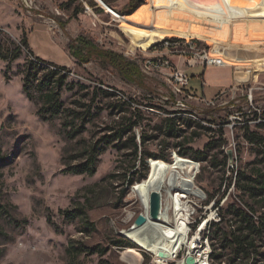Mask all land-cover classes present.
I'll return each instance as SVG.
<instances>
[{"label":"rangeland","instance_id":"rangeland-1","mask_svg":"<svg viewBox=\"0 0 264 264\" xmlns=\"http://www.w3.org/2000/svg\"><path fill=\"white\" fill-rule=\"evenodd\" d=\"M93 1L102 8L100 0ZM129 1L115 0L113 5L121 10ZM218 1L225 0H144L134 13L122 15L113 8L112 12L92 7L90 0H36L38 9L31 13L20 0H0V52L6 54L9 49L22 46L18 59L9 62L0 57V264H71L66 248L73 240L83 247L108 250L104 256L82 254L74 264H101V260L111 264H158L154 248L143 245L132 232L144 225L147 233L168 251L166 258L173 256L174 243V235L167 230L172 233L178 225L183 229L185 244L173 256L180 261L169 264H185L187 246L194 239H200L203 264H264V194L250 197L234 185L237 173L264 170V143L250 140L252 133L264 138V121L253 122L258 111L264 119V84H245L235 87V91L234 87L227 88L213 105L201 98H188V89L174 96L173 85L163 72L144 67L148 59L168 58L174 66L180 63L179 67L192 78L195 72L185 59L193 55L191 51H210L221 36L225 37L222 43L235 45L231 43L237 42L233 38L235 31L229 28L232 19L220 17ZM241 1L247 4L249 0ZM82 7L84 10L80 11ZM48 18H54L56 25L50 26ZM79 35L134 62L140 81L128 80L119 67L94 56L86 62L78 60L71 53L70 44ZM249 36L245 35L241 43L254 44ZM25 40L27 47L22 45ZM165 40L170 42L168 46ZM35 57L68 71L67 82L75 86L60 92L66 108L81 112L91 108L86 127L77 136L65 132L61 115L43 120L37 114L43 104L37 80L44 71L36 72L34 83L29 86L30 97L23 89L25 65ZM196 64L206 66L201 60H196ZM249 88L252 102L246 95ZM173 112L180 117L178 138L165 135V118ZM118 119L126 124L136 123L133 132L139 150L170 158V162L159 161L162 168L176 167L167 176L171 184L186 180L192 183L194 195L188 199L179 201L182 190L174 192L175 208L179 210H171L167 223L150 220L139 226L134 224L142 206L133 188L143 180L128 186V178L140 175L143 161L130 176L133 147L127 138L132 133L124 137L122 149L114 143L102 151L93 175L65 170L79 163L86 147ZM142 136L147 139L145 144ZM210 142L212 164L177 153L189 146L203 150ZM151 159L146 160L150 174L155 164ZM234 206L249 212V206L253 207L251 214L261 230L251 234V258L235 261L231 237L239 231L238 221L230 214ZM76 207L85 208L95 223L96 230L91 234L81 232L79 220L69 221L60 212ZM181 216L187 217L186 221L180 219L178 224ZM217 222L220 223L215 226ZM122 238L131 240L136 247L113 245ZM180 243H175L174 249L181 247ZM213 247L219 259L211 258Z\"/></svg>","mask_w":264,"mask_h":264},{"label":"trees","instance_id":"trees-1","mask_svg":"<svg viewBox=\"0 0 264 264\" xmlns=\"http://www.w3.org/2000/svg\"><path fill=\"white\" fill-rule=\"evenodd\" d=\"M111 8L116 10L113 5L115 0H104ZM144 3V0H130L121 10H116L120 12L122 15H130L136 11V9ZM90 5L97 9L102 10L98 4L90 0ZM84 10V7L81 8L80 11ZM22 45L27 47L26 40ZM21 47L17 46L13 49H9L6 54H2L0 52V57L12 62L19 58L21 54ZM70 51L78 60L80 61H88L90 57L94 56L99 58L106 63H110L115 67H119L124 76L132 81L138 83L140 81V74L137 65L123 57L122 55L105 48L98 47L92 40L88 39L84 35H79L76 38L72 39L70 44ZM31 53V52H30ZM10 63H8V67ZM44 71V74L41 78L37 80V84L40 85V91L43 98V104L38 108L37 114L43 120H51L53 118L61 115L63 117L62 126L65 132L70 136H77L82 133L83 129L86 127L88 117L91 115V108H87L86 112H81L76 109L66 108L65 104L61 100V94L63 88L73 89L75 84L68 83V71L65 67L54 66L51 63L45 62L40 58H32L28 60L24 69L23 76V89L27 93L28 97L31 96L29 86L32 85L35 81L36 72ZM170 116L165 118V135L168 138H178L180 137L179 129H178V121L180 117H177L176 113H170ZM189 122H193L191 119H188ZM263 122V121H262ZM194 123V122H193ZM136 123L126 124L120 121L116 122V124L112 127H108L106 129V133L103 134L100 138H98L93 144L86 147L84 153L81 154V161L77 164L69 165L65 168L66 171L74 174H88L93 175L96 172V166L102 151L111 145L116 143V147L122 149L123 139L128 133H132L130 137L127 138L128 145L133 147L132 157V165L129 170L130 176L134 175L132 170L135 167H139V163L143 161V168L140 175L136 178H128V186L133 185L136 182L142 181L148 178L150 174V166L147 167L146 160L148 158H152V160H163L166 162H170V158L168 156L156 154V153H148L145 150H139V145L137 143V136L133 132ZM146 137L142 136V143H146ZM250 140L253 142L259 141L260 143H264V138L259 137L257 134H250ZM191 140L188 141L190 143ZM213 145V142H210L206 145L203 150H195L190 146L185 148V150H178L177 153L181 157L190 158L194 161L199 162H207L212 164L214 157L210 154L208 150ZM179 147V146H178ZM227 157V156H226ZM74 159H78L75 157ZM138 163V164H137ZM137 165V166H136ZM153 167V164H152ZM234 185L238 186L243 192L248 193L250 197H258L264 194V170L262 168H258L255 170L253 174H247L244 172H239L234 177ZM212 200V196L209 198V201ZM219 203V201L217 202ZM1 207V203H0ZM217 210H220V207L217 206ZM249 210L253 213V207L249 206ZM61 214L65 217V219L69 221L79 220L82 224L81 232L86 233L87 235L91 234L96 230L95 223L90 219V216L85 208L76 207L73 209H67L60 211ZM248 210L234 206L232 211L230 212L232 219L237 220V230L239 231L237 235L233 234L232 241L234 242L235 252H234V261L236 258H251V251L254 248L253 241L254 238L251 235L255 230L261 231L255 224V220L253 215ZM49 219V218H48ZM221 220H223L221 218ZM51 223L52 221L49 220ZM220 222L215 223V226H218ZM264 228V224L261 225ZM217 228V227H216ZM225 235V232L220 230ZM209 239L210 237L207 236ZM113 245L118 247H126V248H135L136 245L131 242V240H127L122 238L113 242ZM215 247H213L211 258L219 259L218 256L214 254ZM106 248H99L98 246L87 248L83 247L82 244H79L78 240L71 241L70 244L67 245L66 252L73 261L71 264H74V261L82 254H99L100 256H104L107 253ZM180 259H176L174 263H179ZM101 264H111L107 260H101ZM222 264V263H221ZM245 264V263H243Z\"/></svg>","mask_w":264,"mask_h":264},{"label":"bare ground","instance_id":"bare-ground-1","mask_svg":"<svg viewBox=\"0 0 264 264\" xmlns=\"http://www.w3.org/2000/svg\"><path fill=\"white\" fill-rule=\"evenodd\" d=\"M216 8L218 9V13L220 14V17H223L225 19L231 18L232 21H230L229 28L234 32L235 36H233L234 40L244 39L245 35H247L249 32H264V0H249L247 4L242 3L241 0H225V1H218ZM212 9V8H211ZM207 17V16H206ZM233 17V18H232ZM208 19V18H207ZM220 18V22H221ZM230 19V20H231ZM207 21V20H206ZM199 27V26H198ZM203 31V30H202ZM232 31V33H233ZM233 34V35H234ZM229 35V33L227 34ZM225 37L221 36L218 37L217 43L214 45L213 49H211L212 55L217 56H227L228 50H229V44H225L221 42V39H224ZM185 39V38H184ZM190 40V39H188ZM243 50V49H241ZM245 54L241 55L244 56ZM240 55H233V60L235 59H241ZM245 58V57H244ZM248 60L252 61L254 58H257L258 60H263L261 56H247ZM162 162L159 161V159L155 160V164L152 170L151 175L143 180L141 183L137 184L133 188L134 195L140 200L141 206H142V215L145 216V221H152L153 219L150 217V200H151V194L153 192H160L162 194V200H163V211L161 218L158 220L163 221L164 223H167L170 221V212L173 210V212L179 209L175 208V202L177 200H174V192L182 190L180 194H178V200H186L191 195H194L193 189H192V183L190 181H181L178 184H171V182L168 181L167 176L172 172L176 167L168 166L165 168H162L161 166ZM183 180V179H182ZM177 204V203H176ZM167 214V217H165ZM180 214V213H179ZM180 216V215H179ZM187 218V217H186ZM186 218L182 216L178 219H182L183 221H186ZM183 223V222H182ZM186 223V222H185ZM147 224V223H146ZM141 225V224H140ZM184 225V224H183ZM137 226V225H136ZM139 226V225H138ZM181 226V225H180ZM174 233L167 230V233L174 235V243L172 245L173 249V256L174 254H178L180 249L184 246V240H182V233L183 229H179L178 226H174ZM136 229V230H135ZM132 230L134 235L139 238L143 245L147 247L154 248V253L156 254V263L158 264H169L170 261H175L176 258H166L167 252L163 249V245L159 243V240L156 238H153L151 234L147 233L148 227L146 225L142 226L141 228H135ZM199 232V231H198ZM166 233V234H167ZM181 242V243H180ZM175 243H180L181 247L175 248ZM200 239L199 241L196 239L192 240L189 247L188 255L192 256V258L195 260L194 264H203L201 263L203 251L200 248ZM202 247V246H201ZM168 249V248H167ZM172 249L169 250L172 251ZM198 253H195L196 250H198ZM153 252V251H152ZM172 254V253H171ZM206 254V253H205ZM204 254V255H205ZM194 256V257H193ZM188 257V256H187ZM178 258V257H177ZM186 261V259H185ZM185 264H188L187 262Z\"/></svg>","mask_w":264,"mask_h":264},{"label":"crops","instance_id":"crops-1","mask_svg":"<svg viewBox=\"0 0 264 264\" xmlns=\"http://www.w3.org/2000/svg\"><path fill=\"white\" fill-rule=\"evenodd\" d=\"M249 35L250 36L247 37L248 40L252 39L254 44L248 45L246 43H241L243 38L236 40L237 42H231L235 45H229L227 56L222 55L225 60L227 59V64L225 66H202L200 64H196L192 67L188 66L190 70L195 72L194 77L190 79V85L188 87V91L193 95V98H201L203 101H210L214 99L220 91L230 87H234L232 90L235 91V87H241L245 84H264V47L260 46L262 40L261 43H264V32H249ZM256 46L258 48H255ZM243 54L245 55L241 56ZM233 55H240L241 59L238 58L233 60ZM247 56H261L263 60L254 58L251 61L252 64L247 65L244 63L250 61H247ZM231 60L237 63L233 64ZM179 64L180 63H178L177 67H179Z\"/></svg>","mask_w":264,"mask_h":264},{"label":"built area","instance_id":"built-area-1","mask_svg":"<svg viewBox=\"0 0 264 264\" xmlns=\"http://www.w3.org/2000/svg\"><path fill=\"white\" fill-rule=\"evenodd\" d=\"M22 6L24 9L28 12L31 13L33 11H36L38 9V5L36 4V0H20ZM90 9V8H88ZM47 20V19H46ZM47 22L50 24V26H55L56 21L54 18H48ZM165 42V45H169L170 42L168 40L163 41ZM193 42H189V44H192ZM193 47V46H191ZM193 55L190 56V58L185 57L186 59V64L189 67L195 66L196 65V60H201L203 63H206V66H218V67H223L227 64L224 56H217V55H212L211 50L210 51H191ZM144 67L147 70L155 71V72H163L168 79L170 80L171 84L173 85L172 87V92L174 96H177L179 93H182L184 90L188 89L190 85V79L191 77L189 74L183 70L180 69L177 66H174L171 60L168 58H155V59H148L144 63ZM167 70V71H165ZM226 92V89L223 91H220L214 99L210 101H205L207 104H215L216 101L223 96V94ZM188 98H193V95L190 94L188 91L185 94ZM247 99L248 101L252 102L253 100V92L252 88H249L247 91ZM184 106V103H181ZM258 116L253 122H262L264 119L262 118V115L260 111H258ZM208 253V252H207Z\"/></svg>","mask_w":264,"mask_h":264},{"label":"water","instance_id":"water-1","mask_svg":"<svg viewBox=\"0 0 264 264\" xmlns=\"http://www.w3.org/2000/svg\"><path fill=\"white\" fill-rule=\"evenodd\" d=\"M98 2V1H97ZM100 2L102 3L103 6H101V4H99L102 8H107L109 10L112 11L111 7L104 1V0H100ZM99 3V2H98ZM113 12V11H112ZM162 211H163V200H162V194L160 192H153L151 194V200H150V217L157 221L158 219L161 218L162 215ZM145 221V216H143L142 214H140L134 224L135 225H140ZM186 262L188 264H194L195 260L192 258V256H188L186 258Z\"/></svg>","mask_w":264,"mask_h":264}]
</instances>
